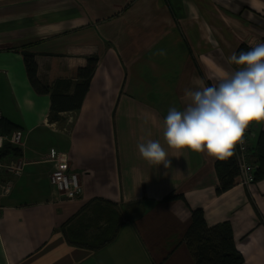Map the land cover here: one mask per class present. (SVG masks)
Listing matches in <instances>:
<instances>
[{
  "label": "crops",
  "instance_id": "obj_1",
  "mask_svg": "<svg viewBox=\"0 0 264 264\" xmlns=\"http://www.w3.org/2000/svg\"><path fill=\"white\" fill-rule=\"evenodd\" d=\"M263 40L264 0H0V112L22 134L25 163L0 176L11 184L0 198V264H193L182 240L196 209L208 226L230 224L244 264H264V180L217 195L216 159L178 154L163 138L170 107L190 102L186 89L235 71L239 45ZM23 52L42 85L97 58L78 111L49 120L50 97L31 87ZM259 132L264 123L253 124V162ZM149 139L171 167L142 158ZM55 154L79 176L72 200L49 184ZM170 194L183 200L163 201ZM95 199L115 205L124 225L97 251L69 245L61 226Z\"/></svg>",
  "mask_w": 264,
  "mask_h": 264
},
{
  "label": "trees",
  "instance_id": "obj_2",
  "mask_svg": "<svg viewBox=\"0 0 264 264\" xmlns=\"http://www.w3.org/2000/svg\"><path fill=\"white\" fill-rule=\"evenodd\" d=\"M264 41V40H263ZM250 47L240 44L236 53L247 51ZM23 62L31 87L39 94L49 95L51 106L49 120L54 121L57 114L64 111H78L87 93L89 83L97 66L96 57H88L83 68H75L56 73L53 79L42 85L37 79V65L32 53L23 52ZM237 68L236 65H234ZM210 86V85H208ZM72 91L69 93V88ZM18 129L8 121L1 120V134L10 135ZM249 150L248 163L255 167L254 184L264 180V132H259L253 146L254 162ZM7 156L18 158L20 149L5 145L0 151V159ZM214 170L218 179L215 193L220 195L239 183L237 151L227 161H215ZM183 200L180 195H168L163 201ZM124 223L121 213L110 202L95 199L83 206L62 226L61 232L69 245L97 251L112 243ZM182 242L188 249L193 264H244L241 253L236 249L233 232L228 222L208 226L203 210L191 211V222Z\"/></svg>",
  "mask_w": 264,
  "mask_h": 264
},
{
  "label": "clouds",
  "instance_id": "obj_3",
  "mask_svg": "<svg viewBox=\"0 0 264 264\" xmlns=\"http://www.w3.org/2000/svg\"><path fill=\"white\" fill-rule=\"evenodd\" d=\"M158 54L166 53L160 50ZM229 62L237 66L235 71H221L211 86L185 90L190 102L184 110L170 107L163 121L168 148L178 154L190 150L227 161L237 145L244 150L249 126L264 123V43L233 53ZM138 150L150 165L171 167L159 140L140 143Z\"/></svg>",
  "mask_w": 264,
  "mask_h": 264
},
{
  "label": "built area",
  "instance_id": "obj_4",
  "mask_svg": "<svg viewBox=\"0 0 264 264\" xmlns=\"http://www.w3.org/2000/svg\"><path fill=\"white\" fill-rule=\"evenodd\" d=\"M1 112H0V131H1ZM253 131V124L246 130L245 140L246 145L241 151L239 145L236 146L237 162L239 168V183L243 186H250L254 184L253 173L255 167L248 163L249 150L251 149V137ZM5 145L15 146L20 148L22 146V134L18 131L12 132L10 135H3L0 132V151ZM55 168L49 177V184L62 197L67 200L76 198L81 193V185L79 183V176L77 173H70L67 171L68 159L64 154L52 155ZM25 166L22 159L6 157L4 160L0 159V176L2 175H19ZM11 192V184L9 182H0V198L9 195ZM2 208L0 207V216Z\"/></svg>",
  "mask_w": 264,
  "mask_h": 264
},
{
  "label": "rangeland",
  "instance_id": "obj_5",
  "mask_svg": "<svg viewBox=\"0 0 264 264\" xmlns=\"http://www.w3.org/2000/svg\"><path fill=\"white\" fill-rule=\"evenodd\" d=\"M67 171L70 172L69 169H68V166H67ZM70 173H73V172H70ZM49 177H50V175H49Z\"/></svg>",
  "mask_w": 264,
  "mask_h": 264
}]
</instances>
